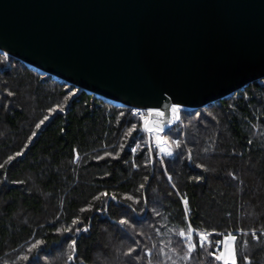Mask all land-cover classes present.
<instances>
[{
	"label": "trees",
	"instance_id": "1",
	"mask_svg": "<svg viewBox=\"0 0 264 264\" xmlns=\"http://www.w3.org/2000/svg\"><path fill=\"white\" fill-rule=\"evenodd\" d=\"M178 116L160 157L131 107L0 51V264H223L198 232L264 264V78Z\"/></svg>",
	"mask_w": 264,
	"mask_h": 264
},
{
	"label": "water",
	"instance_id": "2",
	"mask_svg": "<svg viewBox=\"0 0 264 264\" xmlns=\"http://www.w3.org/2000/svg\"><path fill=\"white\" fill-rule=\"evenodd\" d=\"M0 51L167 121L264 78V0H0Z\"/></svg>",
	"mask_w": 264,
	"mask_h": 264
},
{
	"label": "snow or ice",
	"instance_id": "3",
	"mask_svg": "<svg viewBox=\"0 0 264 264\" xmlns=\"http://www.w3.org/2000/svg\"><path fill=\"white\" fill-rule=\"evenodd\" d=\"M171 111H172V113H178L179 109L174 106V107H172ZM157 115L163 116L164 114L163 113H157ZM176 118L179 119V116H177ZM45 119H47V117H45ZM41 123H43V121H41ZM37 127H39V125H37ZM160 130L162 131V129H160ZM176 143H177V147H179L180 146L179 142H176ZM166 154L168 156L173 155L172 152H167ZM104 195L107 196V193H105ZM112 199H116V197L113 196ZM184 204L187 205V200L184 201ZM186 212H187V209H186ZM157 215H160V213H157ZM75 223H78V221H74V224ZM119 223L121 225H128L130 227H134V225H131L129 220H127L125 218H122L119 221ZM157 232H159V229H157ZM251 234L253 235L254 238H256L258 240L260 239V237L256 236L255 232H253ZM178 235L181 238H183L184 241L188 242V253H189V257L188 258H191L190 254H191L193 248L196 247V245L191 242L192 235H193V231L191 229V226L190 225L187 226V233H186V231L183 228H181L178 231ZM196 235L199 238V242H200L199 246L202 249L206 248V247H213V246L215 247L216 251L215 252H209L208 255L209 256H213L214 255V258H215L216 261H222L223 264H237V254H236V251H235V248H234V244H233V247L228 249V251H227V257L228 258L226 259L225 251L221 250V244H223L224 241H220V242L209 241V236L211 235V233L198 232V233H196ZM261 236H264V232L261 233ZM226 240L228 242L232 243V242H234L236 240V236L232 235L231 233H229L226 236ZM153 247H155V245H153ZM225 247H227V246H225ZM73 250H74V242H73ZM132 251H135V249H130L129 250V254H131ZM160 253L166 255V253L163 252V249L160 250ZM145 255L146 256H150L151 255V250H149L147 253H145ZM241 256H242V254H241ZM25 259H27V257H25ZM182 259H183V257H182ZM149 264H151V261H149Z\"/></svg>",
	"mask_w": 264,
	"mask_h": 264
},
{
	"label": "built area",
	"instance_id": "4",
	"mask_svg": "<svg viewBox=\"0 0 264 264\" xmlns=\"http://www.w3.org/2000/svg\"><path fill=\"white\" fill-rule=\"evenodd\" d=\"M92 96L97 97L94 94H92ZM174 106L178 109L182 108V106L172 104L169 108L167 121H163V116L157 115V113H163V111L159 108L131 107L134 114L140 119L141 131L146 136L149 147L152 148L160 157L167 156L166 153L171 152V149L163 135V131L169 127L179 115V111L178 113H172L171 109ZM160 129H162V131ZM132 149H134V147Z\"/></svg>",
	"mask_w": 264,
	"mask_h": 264
},
{
	"label": "rangeland",
	"instance_id": "5",
	"mask_svg": "<svg viewBox=\"0 0 264 264\" xmlns=\"http://www.w3.org/2000/svg\"><path fill=\"white\" fill-rule=\"evenodd\" d=\"M39 71H41V70H39ZM180 109H183V107L182 108H180ZM179 109V110H180ZM168 143V142H167ZM169 145V144H168ZM169 147H170V145H169ZM171 149V148H170ZM223 241H224V243L223 244H221V250H224L225 251V253H226V259L228 258L227 257V251H228V249L229 248H231V247H233V242L232 243H230V242H228L227 240H226V237L223 239ZM225 246H227V247H225Z\"/></svg>",
	"mask_w": 264,
	"mask_h": 264
}]
</instances>
